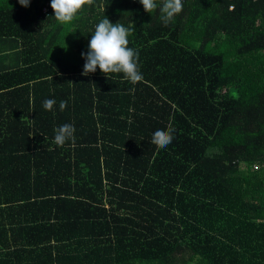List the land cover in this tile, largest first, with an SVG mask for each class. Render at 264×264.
<instances>
[{
    "label": "trees",
    "instance_id": "16d2710c",
    "mask_svg": "<svg viewBox=\"0 0 264 264\" xmlns=\"http://www.w3.org/2000/svg\"><path fill=\"white\" fill-rule=\"evenodd\" d=\"M46 5L0 0V264H264V0H183L167 25ZM103 18L134 27L141 82L81 75Z\"/></svg>",
    "mask_w": 264,
    "mask_h": 264
},
{
    "label": "clouds",
    "instance_id": "9594fccd",
    "mask_svg": "<svg viewBox=\"0 0 264 264\" xmlns=\"http://www.w3.org/2000/svg\"><path fill=\"white\" fill-rule=\"evenodd\" d=\"M147 13L159 10L161 21L167 25L183 10V0H138ZM22 7H28L30 0H18ZM94 0H50L53 17L61 25H69L85 6H90ZM134 30L133 26L125 27L123 24L112 23L103 18L95 25L94 32L87 44V52H82L84 59L81 75L87 76L95 73L97 69L106 77L108 74H122L123 78L132 84L143 80L138 67V52L129 47V36ZM56 105L55 99H45L42 107L52 111ZM67 101L61 100L59 109L64 110ZM30 120V119H29ZM174 129L163 128L153 132L151 143L157 148L167 147L173 140ZM53 143L62 147L65 142L74 141L75 128L70 123L62 124L54 129Z\"/></svg>",
    "mask_w": 264,
    "mask_h": 264
},
{
    "label": "built area",
    "instance_id": "2783aa9c",
    "mask_svg": "<svg viewBox=\"0 0 264 264\" xmlns=\"http://www.w3.org/2000/svg\"><path fill=\"white\" fill-rule=\"evenodd\" d=\"M50 12H52V10L50 11V7H48L47 5L42 9V13L45 15L49 14Z\"/></svg>",
    "mask_w": 264,
    "mask_h": 264
}]
</instances>
